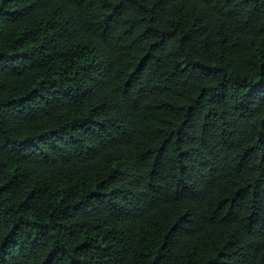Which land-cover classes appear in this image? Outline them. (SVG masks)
<instances>
[{
    "label": "trees",
    "instance_id": "16d2710c",
    "mask_svg": "<svg viewBox=\"0 0 264 264\" xmlns=\"http://www.w3.org/2000/svg\"><path fill=\"white\" fill-rule=\"evenodd\" d=\"M0 264H264V0H0Z\"/></svg>",
    "mask_w": 264,
    "mask_h": 264
}]
</instances>
